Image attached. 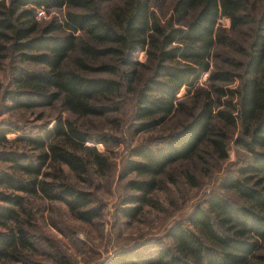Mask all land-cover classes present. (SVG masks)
<instances>
[{"label":"trees","instance_id":"1","mask_svg":"<svg viewBox=\"0 0 264 264\" xmlns=\"http://www.w3.org/2000/svg\"><path fill=\"white\" fill-rule=\"evenodd\" d=\"M101 1L0 0V43L5 42L0 49L11 48L22 61L39 66L15 71L18 94L35 97L26 101L13 98L16 106L44 107L57 101L64 110L78 115L115 111L97 103L119 94L123 77L127 90H133L130 83L141 64L130 55L145 49L150 74L134 98L136 131L151 129L177 113L186 118L160 144L133 150L137 159L126 162L125 173L134 172L141 178L129 182L136 194L126 199L145 204L157 177L177 162L204 156L223 160L227 127L236 123L239 137L235 144L248 153L247 162L235 174L222 176L203 204L194 207L187 218L189 227L175 224L169 228V246L144 244L146 249L152 248L147 254L119 250L106 264H264V0H174L167 25L159 24L151 9L166 0H109L112 4L107 11L100 7ZM36 8H63V18L40 24L35 19ZM220 17L229 20L228 29L218 24ZM247 24L252 28L245 45L232 42L225 33ZM225 45L232 46L242 59L222 58L217 49ZM72 53L76 55L70 67L66 63ZM102 58L114 63H98ZM220 60L231 68L219 66ZM89 72H104L112 78ZM203 72L207 73L206 85H199ZM234 79L236 87L227 88ZM180 88L186 97L176 96ZM189 99L192 105L186 107ZM54 131L46 134L49 144L39 138L32 140L34 149L40 150L37 164H19L29 179L1 172L0 185L40 192L89 222L98 210L88 208V192L61 181L60 175V183L55 184L39 176L48 160L83 173L89 161L75 155V150L91 156L101 167L105 162L94 149L81 146L85 135L69 124L55 126ZM59 137L73 145L72 151L57 145ZM15 158L13 153L0 154V159ZM188 177L194 179L191 174ZM23 199L1 196L0 264H48L31 256L37 247L29 233L31 222L22 219ZM138 209L123 211L135 216ZM51 259L52 264H72L59 252Z\"/></svg>","mask_w":264,"mask_h":264},{"label":"rangeland","instance_id":"2","mask_svg":"<svg viewBox=\"0 0 264 264\" xmlns=\"http://www.w3.org/2000/svg\"><path fill=\"white\" fill-rule=\"evenodd\" d=\"M173 2L174 0H166L151 6L159 24H168ZM111 4L112 1L102 0L100 7L107 11ZM63 12V8L49 11L36 8L34 14L36 21L44 24L51 19L60 22ZM218 24L228 29L229 20L220 17ZM251 28L252 25L247 24L225 33L232 42L245 45ZM3 44L5 42L0 43ZM7 45L9 46V43ZM217 51L222 58L242 59L230 45L218 47ZM74 55L76 53L70 55V61L67 60L66 65L71 67ZM130 56L132 60L141 64L136 67L137 73L130 83L133 90H127L128 82L123 77L119 79L121 83L119 94L97 103L109 108L114 107L115 111H107L102 115H78L67 112L57 101L51 106L17 107L13 98L26 101L35 97L18 94L15 71L20 67L38 69L39 66L22 61V57L11 48L0 49V154L16 155L15 161L0 159V173L5 172L16 179H29L19 164L26 162L37 164L39 161L37 154L40 150L34 149L32 140L39 138L49 144L50 140L46 139L47 132L54 134L55 126L66 127L67 124L85 135L81 146L94 149L105 162L101 167L91 160V156H83L82 152L75 150V155L89 161L83 173L76 174L64 164L55 161L50 163L48 160L39 176L55 184L60 183L58 180L60 175L61 181L88 192L90 200L88 208L98 210V215L89 222L73 216L61 201L40 196V192L37 195L0 185V204H3L1 196L4 194L24 198L22 219L24 222L28 218L27 221L32 224L29 233L37 250L32 251L31 256L37 261L52 264L51 255L59 252L72 264H106L119 250L134 249L132 252L147 254L152 248L146 249L148 247H144V244L169 246L170 240L167 235L169 228L175 224L189 227L187 218L194 207L203 204L207 194L216 187L222 176L235 174L236 169L248 160V153L235 144V139L239 137L236 123L227 127L226 157L223 160L204 156V159L196 157L177 162L157 177L155 189L151 191L145 204L140 205L127 200L126 198L136 194L130 189L129 182L141 178L134 172L125 173L126 162L137 159L133 156V150L160 144L162 137L177 128L186 118L183 114L177 113L151 129L136 131L138 121L132 114L134 98L141 82L150 74V62L147 60L145 49L135 50ZM105 60L106 58H102L97 62ZM105 62H112V59ZM217 64L222 68H231L221 60ZM120 69L127 70L126 67ZM88 74L112 78V75L104 72ZM206 78L207 73H201L198 84L206 85ZM236 84L237 80L234 79L226 87L234 89ZM176 96L186 97L184 88H180ZM190 102V99L186 100V107L192 105ZM215 124L220 126V122ZM56 140L57 145L63 149L72 151L74 148L60 137ZM189 174L193 175L194 179L188 177ZM132 207L139 208L138 213L135 216H128L123 209ZM9 264L24 263L14 261Z\"/></svg>","mask_w":264,"mask_h":264}]
</instances>
